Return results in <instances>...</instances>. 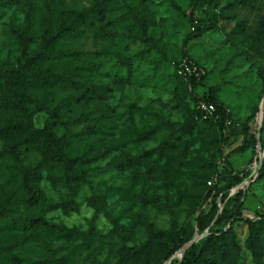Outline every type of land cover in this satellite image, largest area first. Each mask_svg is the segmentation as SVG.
<instances>
[{
    "label": "rangeland",
    "instance_id": "374dc122",
    "mask_svg": "<svg viewBox=\"0 0 264 264\" xmlns=\"http://www.w3.org/2000/svg\"><path fill=\"white\" fill-rule=\"evenodd\" d=\"M27 1L37 7L30 31L40 45L46 32L55 30L61 22L60 12L90 10L103 0L24 3ZM114 1L119 3V10L102 29L89 32L81 41L84 51L93 55L95 66L103 71L98 82L112 88L107 105L115 117L109 124L117 122L113 125L117 129L103 143L107 154L90 166L91 185L52 192L44 184L47 194L32 206L21 177L35 170L42 157L24 152L17 164L0 145V152L8 156L0 159V208L10 207L13 218L42 219L68 232L84 234L66 239L45 235L39 242H32L29 233L0 224V248L12 249L25 260L23 264H132L122 250L126 245L144 242L146 229L133 231L141 218L150 230L166 233L173 248L180 238H204L198 232L197 219L200 212H208L213 206L214 200L204 203V190L205 184L210 187V181L217 184L218 174L227 177L235 172L243 178L233 190L244 193L247 219L255 218L258 208L264 207L262 146L233 156L226 163L221 162L218 147L210 142L193 148L187 158H178L165 147L170 125L187 124L188 107L194 105L184 99L173 68L185 51L208 74L197 90L198 96L208 97L214 91L237 123L250 124L256 132L264 103V63L251 59L252 51L237 34L235 23L214 19L208 27L206 20L213 9L207 6V0ZM226 2L214 3L223 6ZM20 8L8 10L0 21V63L4 65L15 64L20 56L16 34L27 26ZM196 20H200L199 26L194 29ZM195 34L202 35L185 50V41ZM129 71V83H114L116 75H128ZM47 120V114H38L34 125L43 129ZM147 134L148 139L139 140ZM234 134L226 153L242 143V133ZM85 151L82 146L81 153ZM217 202L221 212L220 198ZM238 233L244 242V225L238 227ZM180 250L163 264H176ZM244 264H250L248 254Z\"/></svg>",
    "mask_w": 264,
    "mask_h": 264
},
{
    "label": "trees",
    "instance_id": "16d2710c",
    "mask_svg": "<svg viewBox=\"0 0 264 264\" xmlns=\"http://www.w3.org/2000/svg\"><path fill=\"white\" fill-rule=\"evenodd\" d=\"M25 1L0 0V21L8 10L15 7H21L27 19L25 29L23 27L24 30L16 34L20 53L18 61L13 65L0 63V145L7 149L8 156L17 164L24 152L37 153L42 157L35 170L26 171L21 177L28 203L36 206L47 194L44 184L52 192L90 186V166L107 154V150L102 149L103 143L117 129L113 126L117 122L109 124L115 117L107 105L112 88L98 82L103 71L95 66L93 55L84 51L81 41L88 37L89 32L102 29L120 6L114 0H103L90 10L62 11L61 22L56 29L47 31L42 44L36 45L30 27L36 22L37 7ZM214 2L207 0L206 3L213 9L206 20L207 26L210 27L214 19L235 23L237 34L252 51L251 59L264 63V0H227L223 6ZM199 21H195L194 29L198 28ZM201 35L190 36L185 41V50ZM184 59L199 68L201 66L186 51L173 64L184 99L193 101L194 105L190 109L188 107L187 124L170 125L166 149L178 158H187L193 148L210 142L218 147V156L223 163L233 156L256 149L257 133L252 132L250 124L243 126L237 123L214 91L208 97L198 96L197 90L208 75L205 69V75L200 78L178 75L177 66ZM131 78L130 71L128 75L119 73L114 83L122 86ZM200 102L215 105L217 111L213 118L203 119L197 110ZM41 113L47 114L48 120L43 129H37L34 119ZM228 122L232 124L228 126ZM132 124L134 127V120ZM234 131L242 133V143L226 153ZM148 138L147 134L139 140ZM260 142L264 149V122ZM82 146L86 148L84 154L81 153ZM8 156L0 152V159ZM260 177L264 178V164ZM243 181L240 175L231 172L227 177L218 174L217 184L212 181L208 182L210 187L205 184L204 203L214 202L208 212H200L197 228L200 235H207L188 250L182 261L176 259V264H244L247 254L250 264H264V216L261 220L244 218L243 191L232 195V190ZM219 198L223 204L221 212L217 202ZM0 224L9 230L29 233L32 242H39L45 235L58 239L84 236L81 232H68L42 219L13 218L10 207L5 206L0 208ZM240 225L247 227L244 242L238 233ZM141 227L146 229L144 242L126 245L122 250L123 257L132 264H163L192 241L191 238H180L179 245L173 248L166 233L150 230L142 218L133 226V231H141ZM24 261L12 249L0 248V264H23Z\"/></svg>",
    "mask_w": 264,
    "mask_h": 264
},
{
    "label": "built area",
    "instance_id": "2783aa9c",
    "mask_svg": "<svg viewBox=\"0 0 264 264\" xmlns=\"http://www.w3.org/2000/svg\"><path fill=\"white\" fill-rule=\"evenodd\" d=\"M177 73L179 76L184 78L198 77L205 75L204 69L197 67L195 64L188 62V60H182L177 66ZM197 110L202 114L204 120H209L213 118L216 114V107L213 104L200 102L197 106ZM232 123L228 122L227 125L230 126ZM257 133V132H256ZM211 185V183H210ZM259 215H256L254 220H261L264 216V207L258 208Z\"/></svg>",
    "mask_w": 264,
    "mask_h": 264
},
{
    "label": "water",
    "instance_id": "95a60500",
    "mask_svg": "<svg viewBox=\"0 0 264 264\" xmlns=\"http://www.w3.org/2000/svg\"><path fill=\"white\" fill-rule=\"evenodd\" d=\"M261 119H260V123L258 125V128L256 130L257 132V139H258V147L260 148L262 145H261V142H260V131H261V128H262V125H263V122H264V103L262 105V109H261ZM237 190H233L232 191V194L234 195L236 193ZM207 233L204 235L206 236ZM203 238V236L201 237H196L194 238L189 244H187L185 247H183L181 250H180V261H182V259L184 258L185 254L188 252V250L194 246L196 243L199 242V240Z\"/></svg>",
    "mask_w": 264,
    "mask_h": 264
},
{
    "label": "crops",
    "instance_id": "0c3cea01",
    "mask_svg": "<svg viewBox=\"0 0 264 264\" xmlns=\"http://www.w3.org/2000/svg\"><path fill=\"white\" fill-rule=\"evenodd\" d=\"M243 215H244V218L247 219V215H246V212H245V211L243 212ZM253 219H254V218H253ZM245 231L247 232V227H245Z\"/></svg>",
    "mask_w": 264,
    "mask_h": 264
}]
</instances>
